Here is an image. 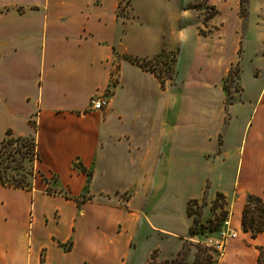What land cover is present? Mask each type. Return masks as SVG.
I'll return each mask as SVG.
<instances>
[{
	"label": "crops",
	"instance_id": "0c3cea01",
	"mask_svg": "<svg viewBox=\"0 0 264 264\" xmlns=\"http://www.w3.org/2000/svg\"><path fill=\"white\" fill-rule=\"evenodd\" d=\"M120 3L0 0V143L8 131L34 137L46 179L30 190L0 185V264H129L141 231L166 241L148 264L155 251L167 258L182 249L190 202L222 194L239 205L241 223L247 196L264 201V82L249 97L240 79L227 104L239 48L233 57L226 46L228 22L205 34L197 22L195 36L173 31L136 53L135 0L126 24ZM163 51L176 59L164 88L126 59ZM97 97L107 101L101 111L91 107ZM230 243L238 264H256V249L255 258Z\"/></svg>",
	"mask_w": 264,
	"mask_h": 264
},
{
	"label": "rangeland",
	"instance_id": "374dc122",
	"mask_svg": "<svg viewBox=\"0 0 264 264\" xmlns=\"http://www.w3.org/2000/svg\"><path fill=\"white\" fill-rule=\"evenodd\" d=\"M224 1L150 0L145 3V0H135V20H133V25L130 26L128 33L130 32L137 42L132 44L131 51L136 53L151 51L149 47L152 42H160L164 35L166 37L168 33L173 31L176 33L186 31L189 38L192 34L195 36L197 22H202L204 27L200 30L201 34H205L207 30L213 32L215 27L218 29L220 25L228 22L225 29L226 34H228L226 46H228L233 57L236 55L237 47L239 48L237 51L238 60L233 64L232 74L230 73L224 83L228 93L227 104L235 99V93L238 94L242 91L240 79H243V83L248 87L247 94L249 97L256 94L251 91L252 85H261L264 82V78L261 79V74L264 76V0L254 4L251 0H244L243 3L241 0L240 7L233 10L223 9ZM134 13L132 0H121L118 14L120 22H123V24L130 22ZM210 27L213 29H210ZM235 29L238 31L237 35L234 32ZM241 34H245V36H241ZM262 61L261 71L259 66H261ZM142 64L148 65L147 60H144ZM174 77L175 73L171 77L172 80H174ZM254 77L260 78L254 81ZM12 174H16V172L12 171ZM40 179L42 180V177L38 174L33 179V183H39ZM193 190L195 191L196 188ZM247 200L248 196L242 206V213ZM238 208L239 205L234 206L232 202L226 201L222 194H216L211 198L207 193L201 203L191 204L188 210V216L193 220V223L189 229L187 239L183 241L182 249L178 252V254L182 252L183 256L177 259L176 263H171L170 261L178 258V254L164 258L160 256L159 251H155L151 255L148 264H238L242 261L240 259L242 256L241 251L234 248L232 243L229 244L231 240H240L243 252H246V250L251 251L256 258L255 249L262 248L264 250V234H257L253 239L254 241H252V234L243 232L242 215L241 223L237 220ZM34 215L35 210H33ZM177 215L178 222L182 219L183 228H185L187 222L184 213L182 215L178 213ZM254 216L255 220L258 221L259 213L257 211H255ZM224 221L229 223L226 229L230 228L236 234V238L229 240L228 251L221 257V255L213 252L207 244L209 239L219 240L218 232L222 230ZM230 234L232 233L230 232ZM136 243L138 248L136 253L131 255L129 264H144L150 251L157 245H165L166 241H163L156 234L149 235L141 231L139 236H136ZM248 247L253 248L250 250ZM151 259H154V263L151 262ZM244 264L250 263L246 260Z\"/></svg>",
	"mask_w": 264,
	"mask_h": 264
},
{
	"label": "trees",
	"instance_id": "16d2710c",
	"mask_svg": "<svg viewBox=\"0 0 264 264\" xmlns=\"http://www.w3.org/2000/svg\"><path fill=\"white\" fill-rule=\"evenodd\" d=\"M243 2L244 0H242V3ZM166 54L167 53L163 51L152 59L159 60V58L165 57ZM126 59L148 70V65L140 63L139 60L131 57H126ZM158 79L162 86H165L166 82L162 81L159 77ZM224 87L225 90H227L226 85H224ZM39 161L37 144L34 137H15L11 131H8L6 139L0 143V185L9 188L32 189L33 179L37 177L38 174L42 177L43 181L46 180L37 169ZM77 167L83 173H88L80 164ZM12 171H15L16 174H12ZM191 204H197V202H190V207ZM255 211L259 213L258 221L255 220ZM242 229L244 233H251L252 239H254L257 234H264V201L258 196H248L247 203L242 213ZM257 251L258 256L256 264H264V250L262 248H257ZM182 256L183 254L180 252L178 258L170 262L176 263L178 261L177 259H180ZM151 262L154 263V259H151Z\"/></svg>",
	"mask_w": 264,
	"mask_h": 264
},
{
	"label": "built area",
	"instance_id": "2783aa9c",
	"mask_svg": "<svg viewBox=\"0 0 264 264\" xmlns=\"http://www.w3.org/2000/svg\"><path fill=\"white\" fill-rule=\"evenodd\" d=\"M175 55L172 53H167L165 57L159 58V60L148 59V70L158 76L162 81L169 82L172 80V76H174V66H175ZM107 101L105 98L97 97L91 101V107L93 110L101 111L103 110L104 106H106ZM49 184V182L47 183ZM229 223L224 221L222 230L218 232L219 240H210L208 241L207 246L213 250L216 254L222 256L225 255L227 245L230 239L236 238V234L230 230H227L226 226ZM230 232L232 234H230Z\"/></svg>",
	"mask_w": 264,
	"mask_h": 264
}]
</instances>
